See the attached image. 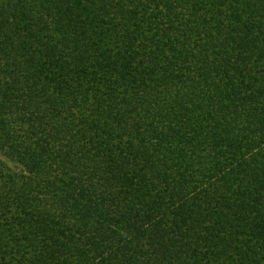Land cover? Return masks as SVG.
I'll list each match as a JSON object with an SVG mask.
<instances>
[{
  "label": "trees",
  "instance_id": "1",
  "mask_svg": "<svg viewBox=\"0 0 264 264\" xmlns=\"http://www.w3.org/2000/svg\"><path fill=\"white\" fill-rule=\"evenodd\" d=\"M0 264H264V0H0Z\"/></svg>",
  "mask_w": 264,
  "mask_h": 264
}]
</instances>
